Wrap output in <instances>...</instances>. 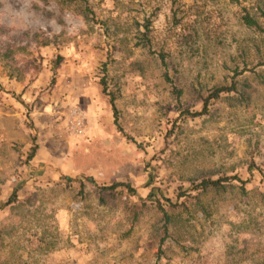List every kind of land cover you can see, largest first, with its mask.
<instances>
[{"label":"rangeland","instance_id":"374dc122","mask_svg":"<svg viewBox=\"0 0 264 264\" xmlns=\"http://www.w3.org/2000/svg\"><path fill=\"white\" fill-rule=\"evenodd\" d=\"M0 264H264V0H0Z\"/></svg>","mask_w":264,"mask_h":264},{"label":"trees","instance_id":"16d2710c","mask_svg":"<svg viewBox=\"0 0 264 264\" xmlns=\"http://www.w3.org/2000/svg\"><path fill=\"white\" fill-rule=\"evenodd\" d=\"M243 21L245 24L249 25V26H254L256 28L260 27V24L258 23L257 20L253 19L252 17H250L248 14H245L243 16ZM58 62V60L56 61V63ZM55 68V64L53 66V70ZM102 90L105 91V86L106 84L104 82H102ZM236 90V83L234 81L230 82V84H220L214 88H212L211 92L203 99V103H202V109L196 112H187L185 111V113L191 115V116H196L199 114H202L206 111L207 109V102L210 98H216L220 95V93H226V92H231V91H235ZM177 92H179V90H177ZM109 103L111 106V109L113 111V116H114V122L116 123L117 121V114H116V108H115V104H114V97L110 96L109 97ZM118 129H120V126L117 125ZM35 148H32L31 152L28 154V158H31L34 154ZM67 180H70V177H66ZM86 180L89 181H93L91 177H86ZM233 181H238L241 183V185L243 186V184L245 183L246 180H241L239 177L235 176V175H225V176H221L219 178H202L201 180H199V182H197L194 185V188H197L201 191H206L208 189H222L225 187H231L233 185ZM241 186V187H242ZM100 190H114L118 187H124L127 191L129 192H133L134 188L124 182H113L111 184L108 185H102L99 186ZM243 188V187H242ZM182 194L184 195V192H182ZM11 201V199L9 200ZM168 205L171 206H175V202H172L171 200H167ZM163 211V216L165 219V224L167 223V218L168 215L167 213L162 209Z\"/></svg>","mask_w":264,"mask_h":264}]
</instances>
